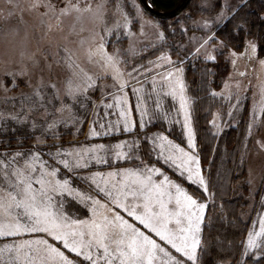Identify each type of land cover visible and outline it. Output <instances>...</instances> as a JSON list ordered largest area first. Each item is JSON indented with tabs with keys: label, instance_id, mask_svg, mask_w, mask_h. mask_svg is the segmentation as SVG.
I'll use <instances>...</instances> for the list:
<instances>
[{
	"label": "rangeland",
	"instance_id": "374dc122",
	"mask_svg": "<svg viewBox=\"0 0 264 264\" xmlns=\"http://www.w3.org/2000/svg\"><path fill=\"white\" fill-rule=\"evenodd\" d=\"M216 1L190 0L187 8L172 17L179 25L181 37L165 40L162 19L147 14L138 0H0V132L14 131V125L20 127V130L23 127L30 134L31 140L29 145L0 146V154L29 152L38 141L39 151L45 154V160L57 148L84 153L81 163H86L87 167L68 172L60 164L61 171L57 178L68 179L70 186L84 190L85 196L92 194L101 204L105 201L95 195L96 184L91 177L99 173L95 179L101 187L111 189L113 184L119 186L123 178H108V173L141 166L136 156H140L144 164L162 173L153 174L157 182L167 176L179 183L188 194L190 192L185 187L186 183L202 188L188 179L183 166L186 157L172 145L198 160L185 66H195L209 57L217 61L216 57L224 52V48L213 42V30L243 0H218L217 4ZM69 3L79 4L81 8L91 5L92 11L78 13L69 9L68 15H61V9ZM33 4L39 7L34 8ZM195 6L200 8L198 12H195ZM222 12L224 18L217 19ZM196 22H200L199 26ZM204 23L208 24L207 28L203 26ZM169 27L175 33L174 27ZM106 29H110L111 33L107 34ZM100 36H104L107 53L115 55L120 61L117 68L125 73L120 80L113 79L115 72L112 68L106 69L102 62H97L98 56L89 59ZM206 40L209 42L205 43ZM249 42L256 46L253 39H247L243 49L228 51L227 72L219 78V87L211 93L215 107L206 118L209 128L218 136L228 128L243 132L248 187L245 217L250 219L243 249L249 232L259 231V219L264 216V110L261 108L264 103V58L257 56L256 48L253 51ZM68 55L79 65V69L72 71L83 69L94 78L101 77L95 80L96 86L89 91V99L84 102V106L75 104L71 110L66 107L72 102L66 98L65 90L68 79L75 77H72V71L65 64L64 58ZM129 72L132 73L131 78L127 76ZM125 81L126 86L120 90L119 84ZM38 88L39 97L35 95ZM182 98L185 102L183 108ZM62 107L63 111H60ZM122 112L125 115H121ZM144 112L147 113L143 117L144 128L140 129L141 113ZM53 120L56 126L48 130V124ZM126 122L129 132L123 131ZM157 122L167 128L175 126L183 138L182 143L169 137L157 126L143 132L147 126ZM189 129L195 145L192 149L188 147ZM145 133L152 139L146 140ZM158 136L166 137V140L161 142ZM133 140L137 141L138 147L132 145V158L117 160L114 155L117 151L115 146L123 144L124 147L118 150L129 153V145ZM161 143L164 144V156L171 155L174 161L159 156ZM100 145L104 148L100 149ZM93 155L105 157L107 163H97L90 159ZM67 159L75 164L72 157ZM188 166L193 169L196 167L195 164ZM199 169L204 177L200 163ZM83 177L89 179L85 181ZM105 179L109 180L107 185ZM205 182L207 184L206 179ZM193 198L206 205L205 201H200L196 196ZM131 200L129 197L128 202ZM87 204L93 206L91 200ZM65 210L73 219L87 220L92 217V213L79 202V198L69 197ZM105 211L104 208L97 209L98 215L105 214ZM124 215L132 222L126 213ZM140 227L147 232L142 225ZM151 235L164 246L158 237ZM30 238L35 237H0V247L5 243L12 244ZM48 239L50 243L58 245V242ZM59 246L74 260V264H79L83 259L63 249L62 245ZM165 247L176 259L186 260L175 253L174 249H170V246ZM198 249L199 246L197 255ZM253 253L255 256L262 255L260 250H253L249 255ZM12 255L6 254L0 264H7ZM163 259L160 254L155 264H162Z\"/></svg>",
	"mask_w": 264,
	"mask_h": 264
},
{
	"label": "snow or ice",
	"instance_id": "6c2138e0",
	"mask_svg": "<svg viewBox=\"0 0 264 264\" xmlns=\"http://www.w3.org/2000/svg\"><path fill=\"white\" fill-rule=\"evenodd\" d=\"M33 7H39V5L33 4ZM69 9L78 13L92 11L91 5L81 8L79 4L69 3L67 7L61 9V15H68ZM223 18L222 12L217 19ZM196 23L199 26L200 22ZM203 26L207 28L208 24L204 23ZM116 27L118 29L119 25ZM106 33L110 34L111 30L106 29ZM161 38H163L162 33ZM208 42V40L205 41V43ZM249 46L255 51V44L249 42ZM94 56L99 57L97 62H102L106 69H113L114 80L123 78L125 73L117 68L120 61L115 55L108 54L106 51L104 36H100L95 51L89 54V59L91 60ZM64 60L70 71L79 69V65L75 64L71 55L66 56ZM127 76L131 78L132 73H127ZM72 77L75 79L71 77L68 79L65 90L66 98L72 102L66 105L69 110L75 104L83 107L84 102L89 99V91L96 86L95 80L101 78H94L83 69L79 72L72 71ZM126 83V81L120 83L119 89L123 90ZM51 87L55 86L51 85ZM35 95L40 96L39 88L35 91ZM184 106L185 102L182 98L181 107ZM261 108L264 110V103L261 104ZM60 111H63V107ZM121 115L125 113L122 112ZM146 115V112L141 113L140 129L144 128L143 117ZM185 120L187 127V115ZM55 126L56 121L53 120L48 124V130ZM123 131H130L127 122ZM144 137L146 140L152 139L146 133ZM157 139L163 142L166 137L158 136ZM168 143L171 144L170 141ZM132 145L138 147L137 141L131 142L129 153L118 150L124 147L123 144L116 145L115 158L117 160L132 158ZM159 147L160 157L174 161L173 156H164L163 143ZM172 147L186 157L183 166L188 173V179L198 183L207 193L208 187L200 174L197 158L189 156L176 145ZM188 147L190 149L195 147L190 129ZM99 148L103 149L104 146L100 145ZM44 155L39 151V141L29 152L0 154V181H2L0 183V237L20 238L26 235L35 237L21 239L12 244L5 243L3 247H0V260H3L6 254H13L7 264H74V260L61 250L59 245H62L63 249L74 253L75 257L83 258L79 264H85V262L87 264H155L160 254L165 258L162 264H188L189 261L191 264H197V248L201 243L200 225L204 219L206 205L198 203L179 183L170 180L167 176L157 182L153 174L162 175V173L144 164L143 159L136 156L135 159L141 161V166L108 173V178L116 176L123 178L119 186L113 184L111 189L107 186L101 187L95 179L100 174L96 173L91 177L92 182L96 184L95 195L105 201L101 204L92 194L85 196L84 190L70 186L68 179L57 178L61 171L60 164L63 165V170L68 172L87 167L86 163H81L84 153H72L57 148L54 154H48V160L43 158ZM67 157H72L75 164L70 163ZM90 159H94L97 163H107L105 157L100 155H93ZM21 160H23L22 164ZM189 164H195L196 167L193 169L188 166ZM82 179L87 181L89 178ZM104 183L107 185L109 180L105 179ZM69 197L79 198V202L88 208L92 217L81 220L67 215L65 209ZM129 197L132 198L131 202H128ZM88 200L92 201V207L88 206ZM98 208H104L105 214L98 215ZM124 213L131 218L132 222L125 218ZM141 225L147 232L141 230ZM151 234L158 237L164 246ZM48 238L58 242V245L50 243ZM262 238H264V216L259 219V231L249 232L242 256H249L253 250H260L262 255L255 256L253 253L252 258L256 260L264 258ZM165 246H170V249H174L175 253H179L186 260L176 259L170 255Z\"/></svg>",
	"mask_w": 264,
	"mask_h": 264
},
{
	"label": "trees",
	"instance_id": "16d2710c",
	"mask_svg": "<svg viewBox=\"0 0 264 264\" xmlns=\"http://www.w3.org/2000/svg\"><path fill=\"white\" fill-rule=\"evenodd\" d=\"M149 2L158 9L167 10L174 7L178 0ZM194 10L198 12L200 8L195 6ZM173 18L162 19L165 40L182 35ZM169 25L174 27L175 33L169 30ZM213 36V42L224 48V52L216 57L217 61L206 59L195 66H185L187 91L196 131L197 156L208 187V192L205 193L198 185L185 184L191 195L206 202L199 234L201 243L197 264H264V258L256 260L251 255L242 256L243 241L250 223V219L245 217L248 187L243 132L228 128L218 136L206 123L207 114L215 107L211 93L219 87V78L227 72L228 51L241 50L247 39H253L257 56L264 58V0H243L214 28ZM156 126L182 143L183 138L175 126L167 128L157 122L147 126L143 132L155 129ZM13 127L14 131L0 132V146L29 145L30 134L25 128L20 130L18 126ZM141 155L146 156L144 153Z\"/></svg>",
	"mask_w": 264,
	"mask_h": 264
},
{
	"label": "water",
	"instance_id": "95a60500",
	"mask_svg": "<svg viewBox=\"0 0 264 264\" xmlns=\"http://www.w3.org/2000/svg\"><path fill=\"white\" fill-rule=\"evenodd\" d=\"M189 1L190 0H178L174 7H172L171 9L164 10L156 8L149 2V0H138L140 6L147 14L159 19L174 17L186 7Z\"/></svg>",
	"mask_w": 264,
	"mask_h": 264
}]
</instances>
